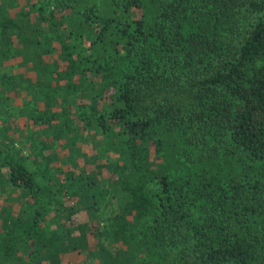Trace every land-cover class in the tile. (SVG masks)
<instances>
[{
	"label": "trees",
	"instance_id": "obj_1",
	"mask_svg": "<svg viewBox=\"0 0 264 264\" xmlns=\"http://www.w3.org/2000/svg\"><path fill=\"white\" fill-rule=\"evenodd\" d=\"M26 3L0 0V264H264V0Z\"/></svg>",
	"mask_w": 264,
	"mask_h": 264
},
{
	"label": "rangeland",
	"instance_id": "obj_2",
	"mask_svg": "<svg viewBox=\"0 0 264 264\" xmlns=\"http://www.w3.org/2000/svg\"><path fill=\"white\" fill-rule=\"evenodd\" d=\"M7 1V0H6ZM28 3V2H27ZM26 3V0H19V5L20 7L22 8V6H26L27 5ZM24 9V8H22ZM2 72L4 73H7V74H12V75H15L16 77H23V76H31L32 73L31 72H26V69H22L18 63H16L14 61V63L12 64V66L10 65L9 67H6V68H3ZM21 79V78H20ZM17 85H22L21 87H19V90H18V93H14L12 94L11 96V99L9 101V105H8V109L5 108L4 110V116L3 118H7V116H12L10 117V119H8V122L9 120L10 123H11V127H13L14 129L18 130V132L21 133L22 136H24L26 134V131L28 130L27 129V119H26V116L25 115H21V112H20V117H17V108H21L22 109V104H24L25 101L31 99V96L30 94L25 90V87L27 86L26 82H20L19 81V78L17 79ZM17 117V118H16ZM1 121H5V119H0ZM2 124V123H0ZM23 152L25 154H29L28 151H24L23 149ZM44 154V153H43ZM52 174H55V173H52ZM50 174V172L48 173L49 176H52L53 175ZM48 177V176H47ZM116 206H115V202L113 201L111 203L110 206H108L107 208H105V213L106 214H110L111 212H113V210H115ZM102 243L104 244L105 248L113 255L115 256V254L117 253V248L115 247L114 244H111L109 243L108 241H105L104 239H102ZM84 260H82L83 262ZM81 264V263H80ZM82 264H92V261L91 260H88Z\"/></svg>",
	"mask_w": 264,
	"mask_h": 264
}]
</instances>
